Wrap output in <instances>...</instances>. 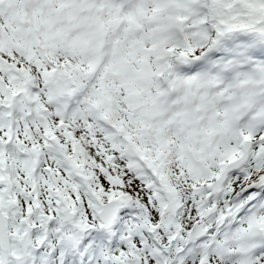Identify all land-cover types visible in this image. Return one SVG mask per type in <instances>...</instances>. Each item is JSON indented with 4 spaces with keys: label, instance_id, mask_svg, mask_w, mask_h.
I'll list each match as a JSON object with an SVG mask.
<instances>
[{
    "label": "snow or ice",
    "instance_id": "1",
    "mask_svg": "<svg viewBox=\"0 0 264 264\" xmlns=\"http://www.w3.org/2000/svg\"><path fill=\"white\" fill-rule=\"evenodd\" d=\"M0 264H264V0H0Z\"/></svg>",
    "mask_w": 264,
    "mask_h": 264
}]
</instances>
